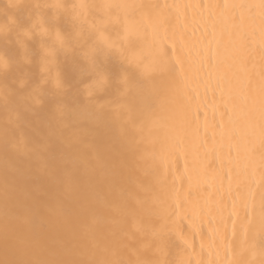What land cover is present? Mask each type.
Returning <instances> with one entry per match:
<instances>
[{"label":"clouds","instance_id":"clouds-1","mask_svg":"<svg viewBox=\"0 0 264 264\" xmlns=\"http://www.w3.org/2000/svg\"><path fill=\"white\" fill-rule=\"evenodd\" d=\"M182 7L0 0V264H264V97L197 142L199 84L169 47ZM213 7L264 39V0ZM225 169L253 199L209 227Z\"/></svg>","mask_w":264,"mask_h":264},{"label":"bare ground","instance_id":"bare-ground-1","mask_svg":"<svg viewBox=\"0 0 264 264\" xmlns=\"http://www.w3.org/2000/svg\"><path fill=\"white\" fill-rule=\"evenodd\" d=\"M174 2L183 5L181 11L178 13V27L183 31L186 39L193 46L194 62L199 59L198 52L208 43L212 37L211 33L215 28L226 26L231 35V42L233 51L243 54L249 44L254 50V56L246 58L248 65L247 80L250 85V92H258L259 82L261 79V59L260 46L261 37L259 31L247 27H239V31L233 27L232 21L228 20L227 16L221 14L218 8L214 5L241 2V0H174ZM215 51V46H213ZM215 64V60H212ZM191 79L198 81L199 87L192 94V102L189 112V121L198 133L197 142L202 145L203 141L211 142L214 138L221 140L226 138L228 131L222 123L223 113V96L224 85L218 81L215 74H209L207 62L204 69L198 73H192ZM235 103L242 107V100L237 96ZM200 138H203L202 140ZM232 155H236V149L232 150ZM241 167H246V162L241 159ZM189 167L191 161L189 160ZM233 180V187L229 188V180ZM221 180L223 200L219 208L213 206L210 210L207 224L209 227L213 226L214 218L220 215L221 210L227 214L231 208L232 200L235 197L237 189L234 186V177H231L227 169L224 170ZM261 187V181L257 176L251 183V188L258 194Z\"/></svg>","mask_w":264,"mask_h":264},{"label":"snow or ice","instance_id":"snow-or-ice-1","mask_svg":"<svg viewBox=\"0 0 264 264\" xmlns=\"http://www.w3.org/2000/svg\"><path fill=\"white\" fill-rule=\"evenodd\" d=\"M223 4H221V7ZM228 20L231 19L228 17ZM239 31V27L234 26ZM231 35L226 26L215 28L211 33L212 39L206 43L198 52L199 59L194 62L193 46L186 39L182 30L178 25L170 36L169 47L173 53L172 60L175 66L180 71V74L185 79V82L191 80L192 73H198L204 69L207 62L209 74H215L218 81L224 85L223 96V113L222 123L226 132L231 126V122L244 111L249 110L256 103L258 98L264 97V93L250 92V85L247 80L248 65L246 58L254 56V50L251 44L248 45L247 50L241 55L233 51L231 42ZM215 46V51L213 50ZM215 60V64L212 60ZM261 66L264 69V39H261L260 46ZM261 77H264V70L261 72ZM239 96L242 100V107H239L235 100ZM189 109H185L183 119L185 122L189 120ZM201 162V166L203 167ZM264 188V183L261 185ZM253 199L251 190L248 191L245 201H240L234 197L231 208L225 214L222 210L220 212V220L223 224L233 223L239 219L241 208L246 206L248 201Z\"/></svg>","mask_w":264,"mask_h":264}]
</instances>
